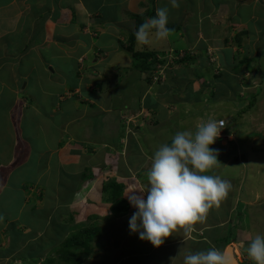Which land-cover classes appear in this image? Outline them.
Returning a JSON list of instances; mask_svg holds the SVG:
<instances>
[{"label": "crops", "instance_id": "obj_1", "mask_svg": "<svg viewBox=\"0 0 264 264\" xmlns=\"http://www.w3.org/2000/svg\"><path fill=\"white\" fill-rule=\"evenodd\" d=\"M178 3L179 8L173 9L170 0H0V264H15L21 256L35 255L44 242H61L58 235L63 223L78 208L83 217L89 209L101 210L98 221L104 220L115 201L102 200L103 185L116 183L114 198L121 194L122 179L133 185L127 186L129 190H139L133 173L138 171L139 176L143 167L152 165L155 150L150 139L172 131V135L194 133L210 118L202 116L201 105L220 99L237 101L227 94L238 96L236 87L246 83L242 80L249 72L261 82L264 0ZM165 6L169 8L167 27L177 28L167 40L152 35L149 45L139 46L135 39L133 49L154 52L158 59L162 51L186 52L189 61L181 64L169 55L162 58L160 83H153L146 77L155 76L157 70L140 72L122 45L136 32V17L145 15V22ZM151 8L154 15L147 17ZM206 51L213 53L215 63L206 58ZM240 62L244 64L238 68ZM215 64H219L216 70ZM192 67L206 74L197 77ZM131 69L136 72L129 75V91L138 93L137 102L116 105L112 97L128 90L109 91L105 85L119 83L115 73H132ZM238 112L228 116L233 119ZM231 123L221 131L223 137L209 146L217 150V143L226 144L218 150L219 163L213 171L221 169V164L239 169L233 161L234 157L238 160L234 135L226 133L234 126ZM172 137L164 144L170 145ZM255 140L252 137L248 142L259 143ZM258 155L252 154L249 164L259 160ZM145 171L144 189L149 186ZM240 178L238 183L235 180L237 187L244 184ZM143 196L146 200L147 191ZM231 211L218 227L227 225ZM199 226L194 225L191 235L178 230L162 245L209 244ZM234 240L223 245L224 251L232 247L237 260L243 241ZM166 250L170 262L174 257L184 260L188 254L176 248ZM240 257L247 263L251 260L243 254Z\"/></svg>", "mask_w": 264, "mask_h": 264}, {"label": "rangeland", "instance_id": "obj_2", "mask_svg": "<svg viewBox=\"0 0 264 264\" xmlns=\"http://www.w3.org/2000/svg\"><path fill=\"white\" fill-rule=\"evenodd\" d=\"M127 42V39L125 40ZM129 45V44H127ZM155 45V44H152ZM136 43L131 46L132 48H135ZM140 46V45H139ZM134 50V49H133ZM164 50V49H163ZM143 48L140 49V51L135 49V52H144ZM167 51V50H166ZM207 52V51H206ZM185 54H187L185 52ZM213 53H205L204 55L208 56L209 61L215 63L214 58H212ZM167 56V53H162L160 54V59L164 58ZM182 56V52H179V55L177 57H174L173 59H179ZM172 58V57H171ZM219 64L214 65V69H217V66ZM193 73L197 75V77L205 75V70L192 67L191 68ZM132 73H129L128 71L124 70L121 72H116L115 76L118 77V79H121L119 83H114V84H108L106 83L105 89H109V91L114 90L118 91V89H126L125 93L112 97V103H115L116 105L118 103L121 104H127V100L129 102H137L134 98L136 95H138L137 92L135 91H129L132 87L129 85L130 82L129 80V75L134 76L133 73L136 72L135 69H131ZM162 70V69H161ZM119 71V70H118ZM169 72V71H168ZM254 72V71H253ZM120 74V76H119ZM109 77H113L112 73L108 74ZM153 78V77H152ZM188 78H191V76H188ZM243 82L245 81L247 83L242 84L240 88L236 87L237 93L239 94L236 99V95H233L232 93L228 92L227 95L230 96V98H235L237 101H231V100H217L215 102H211L210 104L207 103V106L201 105L198 109L201 111L202 116L205 117H210L208 121L211 120H217L219 118H223L224 120L226 119V127L228 128V124L232 122L234 129L236 130L237 128H241V126L244 125V129L247 133H242L240 132L239 134L236 132V138L237 141H235L233 144V152L236 151L237 149V154L236 157L238 160L234 157V163L236 169H232V165L229 166H223L222 164L219 165V168L214 170L211 169L209 175L213 176H219L223 180H228L230 181L229 178H232L231 181V190L229 191V194L226 199H224L219 208L213 207L212 209L209 210V213L207 215L206 220L203 223H197L200 224L199 228L201 229V234L209 237V244H213L209 246L207 242H201L198 245L192 246L191 243L187 245V242H183L184 245L181 247H175L173 245H170L168 247L161 245L160 247L156 248L153 247L150 243L146 240L142 241L139 239V233H133L129 230V220L133 213L137 211L136 208H133L132 205H130L128 198L126 199L124 194L128 193L127 191L129 190L127 188L128 185L133 186L131 183L129 184L127 180L122 179V183L120 184L121 187H119V192L120 194V201L124 200V205L127 207L126 210H123L120 214L108 212L104 216V220L98 221L101 219V217H95L96 220H93L95 223V226L99 227L98 231V240L97 238L95 239V242H92L90 239V250L91 253L87 256L84 257L82 260V264H184L183 259H179L178 257H174L173 261L170 262L166 259V253H167V248L175 250L178 249L179 251H188V253H196L199 251H206L211 249L214 244L215 248L224 251V246L223 244L225 243L224 237L229 236V238L226 240L230 241H236L241 243L243 241V247L242 250H240V256L242 254L244 256H248L247 254V248L248 245L251 243L252 239L257 235H264V150L260 148L261 146L264 147V84L261 85L260 79L258 78L257 75L254 76V73L249 72L248 75H246L245 78H243ZM124 81V82H123ZM23 85V84H22ZM21 85V87H22ZM206 88V87H205ZM259 90L258 92L260 93L258 96V99L256 100V103L253 108L248 109V104L250 103V94ZM104 91V90H103ZM135 92V93H134ZM236 93V94H237ZM208 94V93H207ZM231 101V102H230ZM245 111L244 113L238 114V117H232L228 116L229 113L232 115L235 114L237 111H242L240 109L241 105ZM214 107L216 109L213 112H209L210 107ZM212 111V110H211ZM204 114V115H203ZM227 115V117H225ZM124 119V118H122ZM220 119V120H223ZM127 121V119H124ZM131 121V120H130ZM205 121V120H204ZM207 121V122H208ZM218 121V120H217ZM257 123V125H255ZM261 123V125H260ZM259 126V127H258ZM257 127V129H256ZM225 128H223L221 131H223ZM232 128V126H231ZM242 128V129H243ZM193 129V128H192ZM233 130V131H235ZM258 130V131H257ZM173 131L170 132L166 137L160 138L161 135L165 134H158L157 136L160 138L158 139H150V142L154 143L153 144V150L155 152L160 148V146L164 145V142L172 135ZM176 133V132H175ZM222 132L220 133V135ZM219 135V136H220ZM224 135V133H223ZM252 137H256L255 142L259 141V143H255L257 145L259 153L258 159L259 160H254L249 164V160L252 156V153H248L250 151V146L249 140ZM109 140H112L109 138ZM172 140V138L170 139ZM139 141V140H138ZM140 142V141H139ZM221 143H217V150H224L226 144L224 142L220 141ZM140 145H144L143 142L140 143ZM222 146V147H221ZM228 149H226L227 152ZM242 154V152H244ZM153 159V158H152ZM248 161V162H246ZM259 165V166H257ZM151 164L146 165L143 167L142 172L138 176V171L136 176V180H138L140 187H138L139 190H144L143 187V182L142 178L145 177L146 173H143L145 170H150ZM149 167V169H148ZM253 169V171H252ZM146 172V171H145ZM252 172V173H251ZM242 177L243 182H246L243 184V188H240L241 186L239 185L238 187L235 186V180L238 181L241 180L240 177ZM147 178V177H146ZM148 183V181H147ZM239 189V190H238ZM67 195V194H66ZM65 195V196H66ZM122 199V200H121ZM235 200L237 201H242L243 204L236 203ZM129 204V205H128ZM131 206L132 208H129ZM232 209L231 211V217L227 218L228 223L226 226L222 225L220 227L217 226L218 222L221 221V219L224 217H229V210ZM101 211V210H100ZM100 211L96 214H100ZM77 212H82L81 208H78L77 210L73 211L74 213ZM101 216V215H100ZM61 221H64V219H60ZM67 220V219H66ZM70 222V223H69ZM87 223V226H89V223ZM92 223V222H91ZM226 224V223H225ZM205 225L211 226L208 229H203ZM63 230L66 231L67 236H71L73 234H76L80 230L83 229L84 226H86L85 223H80L79 220H69L66 224L63 223ZM175 233V232H174ZM222 234V236H221ZM176 237V236H175ZM62 238V237H61ZM61 238L58 237V240H61ZM234 238V239H233ZM66 239V237L63 239V241ZM171 239V236L166 238L165 240ZM179 237H176L175 240H178ZM51 242V241H49ZM49 242H44L43 245L45 247V250L40 249L41 251L39 253H45L43 255H39V258L35 261V259H31V255L29 256H21L18 261L15 264H51L50 263V258L54 260L53 264H60L58 263V255L56 253L58 245L61 243L58 242L56 246L50 245L48 246ZM221 243V244H218ZM218 244V245H217ZM195 248V249H194ZM241 249V248H240ZM25 253V251L23 252ZM56 253V254H55ZM238 256V261L239 264H254L252 260L247 263L245 260L241 259V257ZM172 258V256L170 257ZM177 261V262H176Z\"/></svg>", "mask_w": 264, "mask_h": 264}, {"label": "clouds", "instance_id": "obj_3", "mask_svg": "<svg viewBox=\"0 0 264 264\" xmlns=\"http://www.w3.org/2000/svg\"><path fill=\"white\" fill-rule=\"evenodd\" d=\"M170 5L179 8L178 0H170ZM168 20L169 8L157 9L155 17L143 22L134 33L137 44L149 45L152 35L167 40L174 31L167 27ZM224 126L223 120H211L199 124L194 133L177 132L170 145L164 144L155 152L147 173L149 186L144 190L133 187L126 195L130 205L137 209L129 220V230L138 232L140 240L158 248L178 230L191 235L194 225L203 223L209 210L219 208L227 198L232 187L230 181L206 174L219 163L218 150L209 146L215 143ZM247 254L254 264H264V235L257 234L252 239ZM184 264H231V257L213 246L188 253Z\"/></svg>", "mask_w": 264, "mask_h": 264}, {"label": "trees", "instance_id": "obj_4", "mask_svg": "<svg viewBox=\"0 0 264 264\" xmlns=\"http://www.w3.org/2000/svg\"><path fill=\"white\" fill-rule=\"evenodd\" d=\"M152 15H154L153 8L149 9L148 12L146 13L147 17H150ZM144 19H145V15L136 17V28H135L136 31H137L138 27L144 22ZM168 28L175 30L177 27L176 26H171V27H168ZM135 39H136L135 35H131L128 38V44L129 45L123 44L122 47L125 50H127L128 52H130L132 60H133V62L135 64L136 68L140 72L148 73L149 71L157 70V73H158L159 71H161V73L158 75V80H159V76L162 75V71H163L162 65H164L165 59H162V60L158 59L157 54L154 53V52H149V51L135 52L133 50V48L131 47V46H133V44L135 42ZM176 54H178V53L177 52H171V54H168V55H169V57L172 56V59H173L174 57H176ZM173 60L175 62L176 61H180V63L183 64V63L189 61V57H188V54H184V56L182 58L173 59ZM244 62H240V64L238 65V68L241 67L244 64ZM238 68H236V69H238ZM147 77H148V74H147ZM147 77H146V80L148 82L152 81L153 83H160L158 80L157 81H153V79H151L150 77L149 78H147ZM151 77H153V76H151ZM261 82H262L261 85H263L264 84V77L261 78ZM259 94H260L259 92L250 94V96H249L250 103L248 104V106H246V107H248V109L254 107V105L256 103V100L258 99ZM242 106H244V104L241 105L240 109L242 111H239L235 115L236 117H238V114L244 113L245 109ZM242 128H237L236 127V130H235L234 127L232 126V128H231V125H230V128H229V130L226 133L234 135V138H235L234 141H237L236 132L238 134L240 132L247 133L245 131V129L244 128L242 129ZM233 130H235V131H233ZM217 139H219V138H217ZM248 140H249V138L247 139V141ZM249 148H250V151L248 153L255 154V153H257L259 147L254 144V145H251ZM244 153H245V151L242 152V154H244ZM252 171H253V169H252ZM244 183H246V182H244ZM114 187L117 188V185H116L115 182H112L111 184L110 183H105L103 185V187H102L103 191L102 192L104 194L102 196V200L105 201V202L106 201L107 202L110 201L109 203H112L113 201H115V203H114L113 207L111 208V210L113 211L114 214L115 213L120 214L121 212H123V210H126L127 207L123 204L124 200L121 199L122 201H120V195L117 196L116 198H114L115 196H114L113 193L116 194V192H114ZM240 188H243V186H241ZM236 203L243 204L242 201H237ZM104 210H106V209L104 208ZM71 217H73V218H71L70 220H74V222L76 220H79L80 223H81V220H82L83 221L82 223H85L86 226H84L82 230H80L79 232H77L76 234H73L71 236H67L66 231L62 229L59 232V235H58V236H60L59 238L62 237L61 238L62 241L60 242L61 244L58 245V247L56 246L58 244V242H56V244L54 243V241L49 242L48 246L53 245V246L57 247L56 253H57L58 259H59L58 263H60V264H82L83 258L87 257L91 253L90 242H89L90 239H91L92 242H95L96 238L98 240V235L99 234H96V233H99V231H98L99 227L95 226V223H97V222H95V223L93 222V220H96L95 217L97 218V214L96 213H93V211L91 209H89V210L85 211L84 217L80 213H74ZM85 219L88 221L89 226H87V223H86ZM67 222H66V224H67ZM65 237H66V239L63 241V239ZM228 238H229V236L225 237L224 245H228L229 243H231L230 240L226 241ZM50 247H52V246H50ZM40 249L45 250V247L42 248V246H41ZM40 251H38V252H37V250L34 251L36 253H33L35 255H31L32 257L34 256L31 259H35V261H36L37 259L42 258V257L38 256V253ZM39 255H40V253H39ZM48 259H50L49 260L50 263L53 264L54 260H52L50 258V256H49Z\"/></svg>", "mask_w": 264, "mask_h": 264}, {"label": "water", "instance_id": "obj_5", "mask_svg": "<svg viewBox=\"0 0 264 264\" xmlns=\"http://www.w3.org/2000/svg\"><path fill=\"white\" fill-rule=\"evenodd\" d=\"M224 253L227 256L231 257V264H239V262H237V260L235 259L234 255H233L231 246H228Z\"/></svg>", "mask_w": 264, "mask_h": 264}, {"label": "built area", "instance_id": "obj_6", "mask_svg": "<svg viewBox=\"0 0 264 264\" xmlns=\"http://www.w3.org/2000/svg\"><path fill=\"white\" fill-rule=\"evenodd\" d=\"M161 73V71H159L158 73L156 72L155 73V76H153V81H157L158 80V75ZM218 121H220V120H218ZM224 121V120H223ZM223 137V135L221 134L218 138H222Z\"/></svg>", "mask_w": 264, "mask_h": 264}]
</instances>
